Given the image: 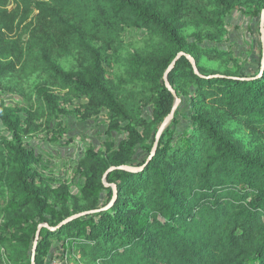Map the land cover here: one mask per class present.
Masks as SVG:
<instances>
[{"label":"trees","instance_id":"16d2710c","mask_svg":"<svg viewBox=\"0 0 264 264\" xmlns=\"http://www.w3.org/2000/svg\"><path fill=\"white\" fill-rule=\"evenodd\" d=\"M9 2L0 0V78L46 75L86 101L84 119L107 111L110 130L126 137L87 149L77 168L80 197L64 190L52 204L50 188L32 177L37 154L24 145L21 117L2 103L11 138L0 133V261L32 264L33 253L35 264H46L61 238L82 264H264V62L252 76L201 66L233 62L204 42L215 38L209 31L224 33L235 2L14 0L13 10ZM247 3L260 18L264 0ZM184 20L208 33L191 43ZM129 30L159 45L130 55L125 73L109 81L105 63ZM73 54L79 71L66 72L57 62ZM180 54L198 73L181 56L167 84ZM174 94L181 103L158 138ZM41 97L43 112L55 107L56 96Z\"/></svg>","mask_w":264,"mask_h":264},{"label":"rangeland","instance_id":"374dc122","mask_svg":"<svg viewBox=\"0 0 264 264\" xmlns=\"http://www.w3.org/2000/svg\"><path fill=\"white\" fill-rule=\"evenodd\" d=\"M233 1L236 8L225 16L224 33L218 35L215 30L209 31L211 35H215V38L204 42L207 46H218L224 52H228L233 62L229 64L227 61L215 62L203 59L201 66L207 71L221 73L238 74L242 70L246 76H252L258 73L263 62L260 59L263 44V14L260 18L251 16L253 5L247 3L249 0ZM8 9H14V0H10ZM181 24L182 32L191 43L195 42V35L208 33L206 27L195 25L191 21L184 20ZM154 38L146 33L127 31L124 35L123 49L115 55L108 56L105 63L107 79L117 82V76L123 75L126 71V62L129 61L130 55L137 52L146 54L152 46L159 45L158 40ZM57 64L64 71L73 73L78 72L80 67L78 56L74 54L60 59ZM165 80L168 84V79ZM42 93L56 96L55 107L48 106L44 112L41 110ZM85 102L67 90L53 86L52 81L43 74L26 77L19 72H13L0 78V105L3 103L6 108L16 111L21 117L24 145L37 154V160L32 166V177L37 184L50 188L52 204L56 195L64 190L71 197H80L79 186L84 181L77 168L87 149L93 147L98 151L108 142H119L126 137L125 133L116 135L110 130L111 122L107 111L89 120L84 119ZM188 111L190 110L187 104L181 107V121H185V113ZM229 126L233 131L240 130L238 125L226 127ZM0 133L11 138L1 120ZM236 136L251 147L252 143L250 145L242 131L236 132ZM1 191L0 187V196ZM2 217L3 215H0L1 222ZM53 248V252L43 256L47 259L46 264H82L76 259L78 257L73 253L67 240L56 239ZM33 258L35 264V256L32 253V264ZM0 264L10 263L4 259Z\"/></svg>","mask_w":264,"mask_h":264},{"label":"water","instance_id":"95a60500","mask_svg":"<svg viewBox=\"0 0 264 264\" xmlns=\"http://www.w3.org/2000/svg\"><path fill=\"white\" fill-rule=\"evenodd\" d=\"M263 18H264V11H263ZM263 26H264V21L262 20V31H263ZM262 38H263V44H264V34H262ZM185 54H180V55H178L177 56V58L175 59V61L173 62V64L171 65V67L168 69V71L166 72V74H165V79H167V77H168V74H169V72L172 70V68H173V66H174V64L176 63V61L181 57V56H184ZM191 62H192V64H193V67H194V70H195V72L196 73H198L197 72V68H196V66H195V64H194V62L192 61V59H191V57L189 56V55H185ZM263 62H264V59H263ZM171 91H172V89L171 88H169ZM173 92V91H172ZM174 93V92H173ZM174 96H175V98H176V104H175V106H174V108H173V111H172V113H171V115L164 121V123L162 124V126H161V128H160V131H159V133H158V138L160 137V135L162 134V132H163V130L165 129V127L169 124V122L171 121V119L173 118V116H174V113H175V111H176V108H177V106H178V104H179V102H180V100L177 98V96H176V94H174ZM122 170H131L130 168H128V167H123V168H121ZM115 188V187H114ZM85 214H87V213H83V214H81V215H78V216H82V215H85ZM45 227H47L48 229H50L48 226H45ZM39 235H40V232H38V234H37V239H38V237H39ZM36 248V247H35ZM35 248H34V252H35ZM33 264H34V258H33Z\"/></svg>","mask_w":264,"mask_h":264}]
</instances>
